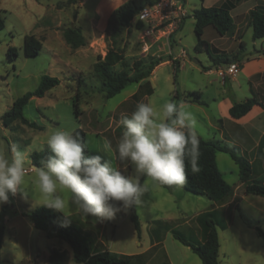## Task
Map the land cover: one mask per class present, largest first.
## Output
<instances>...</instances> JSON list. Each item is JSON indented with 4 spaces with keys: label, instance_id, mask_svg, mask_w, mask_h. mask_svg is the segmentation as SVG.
Returning a JSON list of instances; mask_svg holds the SVG:
<instances>
[{
    "label": "rangeland",
    "instance_id": "rangeland-1",
    "mask_svg": "<svg viewBox=\"0 0 264 264\" xmlns=\"http://www.w3.org/2000/svg\"><path fill=\"white\" fill-rule=\"evenodd\" d=\"M105 0H0V15L4 18V28L0 31V151L10 156V148L17 145L20 150L31 153L47 148V135L56 128L81 129L86 136L89 155L100 154L110 159L113 166L130 172L127 162L117 158L116 145L123 128L118 121L122 114L130 115L139 102L152 101L161 106L173 100L176 92L178 103L186 94L201 92L202 100L209 106L187 103L198 121V133L202 140H217L218 132L213 117L216 110L211 102L212 93L223 89L216 75L207 76L203 66L207 65V52L194 50L197 41L194 21L187 18L193 10L205 7L201 0H185L186 15L181 31L171 37H163L156 42L146 39L150 47L145 52L141 43L142 31L134 24L124 32L118 42L123 52L124 63L116 69L132 73V64L141 58H162L170 63L159 66L145 82L130 84L111 99H105L100 91L98 79L93 76V66L98 56L103 57L109 42L105 39V27L98 25L97 13L111 7ZM213 0L205 4H211ZM123 2V0H121ZM136 20L139 18L136 16ZM135 23V22H134ZM80 27L86 44L72 49L63 39V30ZM33 35L42 43L36 56L24 54V40ZM153 40V39H152ZM167 40L172 51L168 56L162 49V41ZM176 41L180 45H176ZM243 41L250 52L260 48L262 43H253L251 31L244 34ZM16 49V52L12 50ZM185 52L181 67L174 72V65L180 51ZM16 54V56H14ZM199 64H198V63ZM43 76L56 78L59 85L47 91L42 98H32L23 109V116L43 130L30 128L16 121L9 127L2 125L1 117L12 103L28 92L37 89ZM82 79L79 84L78 80ZM175 79V82H174ZM213 81V85L209 81ZM151 88L152 94L143 95ZM138 93L136 99L132 98ZM78 94V112L73 111V100ZM209 94V95H206ZM111 143V150L105 149V142ZM251 180L264 184V156L251 159ZM32 163V161H31ZM216 163L224 180L232 187V194L222 202L215 203L205 196H197L185 191L182 186L167 190L154 186L145 177L142 181L148 191L144 203L134 207L140 223L137 235L131 220V208L118 213L112 220L99 221L66 209L71 223L78 227L89 241L92 252L108 250L111 253L129 256L131 264H202L190 248L173 238L169 225L178 229L189 239L202 241L201 226L196 217L204 212L218 210L215 220L225 229L216 226L219 239V264H264V240L258 230L264 233V198L245 195L239 181L238 166L225 153H216ZM34 173L28 171L25 177V199L21 192L11 196L9 202L0 205L4 217L3 245L0 260L4 264H48L51 249L66 250V264H76L70 246L59 239H48L34 228L28 214L41 207L38 193L33 187ZM62 214V213H61ZM156 242L160 243L155 248Z\"/></svg>",
    "mask_w": 264,
    "mask_h": 264
},
{
    "label": "trees",
    "instance_id": "trees-1",
    "mask_svg": "<svg viewBox=\"0 0 264 264\" xmlns=\"http://www.w3.org/2000/svg\"><path fill=\"white\" fill-rule=\"evenodd\" d=\"M73 2L75 0H67ZM240 2V0H226L222 5L217 7L204 8L193 10L191 17L194 20V33L197 41L194 45V50L197 52L206 51L212 59V66H219L221 64L227 65L230 63H240L243 58L238 52L234 55H219L212 58L209 44L202 39V34L205 28L212 27L219 36H224L231 32L233 21L230 16L231 10ZM152 0H127L115 8L109 15L105 27V39L109 42L106 53L103 57L98 56L96 63L93 66V76L98 79L100 84V91L103 93L105 99H111L119 94L130 84H140L147 80L153 70L160 65L164 60L162 58H141L132 64V73L127 70H118V65L125 66L122 50L118 47V42L125 31L132 26L134 18L145 8L146 5H151ZM250 26L252 28V37L254 40L264 39V8L257 7L249 13ZM183 22L179 25L177 31H180ZM4 18L0 15V31L4 28ZM136 29L142 27V22L136 20L134 23ZM176 31V32H177ZM175 35H171L172 38ZM63 39L67 45L72 49L83 47L86 42L79 27H68L63 30ZM241 49L245 48L244 43H240ZM42 49V43L33 35L26 37L24 40V54L26 56H36ZM14 53L16 49L12 47ZM16 56V54H14ZM180 69L179 62L176 61L174 65V72ZM82 79L78 80L81 84ZM175 82V79H174ZM59 85L56 78L43 76L40 84L36 90L28 92L16 99L11 107L6 110L2 117V125L4 127L11 126L14 122L19 121L23 125L30 128L43 130L35 123L29 122L23 116V109L32 98H42L45 93ZM152 94V89L148 88L143 95ZM138 93L134 94L132 98L136 99ZM78 94H75L73 100V111L76 118L79 116L78 112ZM178 93L173 97L177 101ZM184 102L203 105L201 94L199 92H191L184 96ZM178 102V101H177ZM259 104L254 98L248 99L244 102L233 103L229 110V114L234 119H239L246 115L254 105ZM76 133L79 134L82 143L85 146L86 153L89 154L86 146V136L83 130L78 129ZM264 148V144H260ZM222 152L228 154L234 163L238 166L239 181L244 188L245 195H254L264 198V184L258 180H251V162L240 154L238 147L234 145H227L223 142L214 140H202L199 137V158L197 162L198 171L193 172L189 160L186 158L185 174L186 182L181 185L182 188L194 195L205 196L209 200L219 203L228 198L232 194V187L224 180L222 173L219 171L216 163V153ZM48 149L44 148L38 152H32L30 157L32 164L37 167L42 166L41 161L48 155ZM145 177L142 179V181ZM167 190H171L174 186L161 185ZM131 220L134 224L137 235L140 236V223L138 216L135 213L134 207L131 208ZM218 211H208L199 214L196 221L201 226L202 241L189 239L182 234L178 229L166 225L165 227L171 231L173 238L182 245L190 248L201 260L202 264H219V239L216 226L222 229L226 225H220L215 217ZM30 222L34 228L42 231L48 239H59L66 242L73 253V261L76 264H131L129 256L111 253L108 250L92 252L89 247V241L82 231L70 222L67 226H62L64 216L61 213L53 210L39 207L28 215ZM4 217V210L0 214V220ZM259 236L264 240V233L258 230ZM4 225L0 224V251L3 245ZM67 252L66 250L51 249L48 255V264H66ZM0 264H4L0 260ZM168 264V263H165Z\"/></svg>",
    "mask_w": 264,
    "mask_h": 264
},
{
    "label": "clouds",
    "instance_id": "clouds-1",
    "mask_svg": "<svg viewBox=\"0 0 264 264\" xmlns=\"http://www.w3.org/2000/svg\"><path fill=\"white\" fill-rule=\"evenodd\" d=\"M122 135L116 145L117 158L130 165V172L113 166L100 154L89 155L78 133L56 128L46 138L47 157L40 167L32 164L27 150L17 145L10 156L0 151V205L10 195L24 191L28 171L34 173L33 187L38 193L35 204L62 213L67 226L71 209L84 218L112 220L132 207L141 206L148 191L144 177L154 186H180L186 182L185 162L198 171V121L187 103L169 100L161 106L152 101L137 103L130 114L118 121ZM105 142V149L111 150Z\"/></svg>",
    "mask_w": 264,
    "mask_h": 264
},
{
    "label": "crops",
    "instance_id": "crops-1",
    "mask_svg": "<svg viewBox=\"0 0 264 264\" xmlns=\"http://www.w3.org/2000/svg\"><path fill=\"white\" fill-rule=\"evenodd\" d=\"M126 1L127 0H123V2H121V0H105L104 4L110 6L111 8L108 10L103 9L97 13V16L99 17L97 20L99 27H106V22L111 12ZM183 1L185 3V0ZM201 1L202 5L205 6L204 8H209L220 6L226 0H213L212 3L208 5L205 3L209 0ZM257 7L264 8V0H240V2L230 12V16L233 21L231 32L224 36H219L212 27H207L204 29L202 34V39L209 44L213 59L219 55L227 54L230 56L237 54L238 52H240L243 58L241 62V70L234 78L222 79L219 76V69L224 65L221 64L219 66H212L213 62L208 54L206 61L207 65L202 68L207 76L216 75L219 78V85L223 88L217 90L216 93H212L213 95H211L210 98L216 110V116L213 117L214 126L218 132L216 141L238 147L240 154L245 156L249 161H251L252 157L253 159H261L264 156V148L260 146L261 143L264 144V45L261 44L259 49L250 52L243 41L244 34L247 31L250 30L252 36L249 13ZM189 16L187 18H190ZM134 22L135 19L132 21V25ZM252 40L254 44L257 41L264 43V39L254 40L252 37ZM240 43H244V49L239 47ZM177 45H180V42L176 41L175 46ZM162 47L164 51L167 49L169 50L166 54L170 56L172 47L167 40L162 41ZM182 51H180L179 56L172 57V60L179 58V67H181V59L184 57L182 56ZM166 63H170V61L164 60L153 70L152 74L159 66ZM209 84L213 85V81L210 80ZM199 93L201 94L202 100L203 94L201 92ZM252 98L256 99L259 104L254 105L246 115L239 119H234L230 116L229 110L233 103L244 102ZM202 101L204 104L198 106H205L209 108L204 100ZM228 204L229 202L219 209L227 206ZM154 246L155 248H159L160 243L156 242Z\"/></svg>",
    "mask_w": 264,
    "mask_h": 264
},
{
    "label": "built area",
    "instance_id": "built-area-1",
    "mask_svg": "<svg viewBox=\"0 0 264 264\" xmlns=\"http://www.w3.org/2000/svg\"><path fill=\"white\" fill-rule=\"evenodd\" d=\"M183 4V0H152V4L146 5L137 15L139 21L142 22L141 43L145 52L150 47L146 39L149 38L152 42H156L176 33L186 15ZM182 56H185L184 51H182ZM240 70V63H230L219 69V76L222 79L234 78Z\"/></svg>",
    "mask_w": 264,
    "mask_h": 264
}]
</instances>
